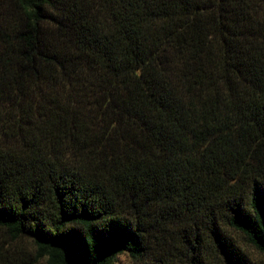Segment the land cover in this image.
Listing matches in <instances>:
<instances>
[{
	"label": "trees",
	"instance_id": "16d2710c",
	"mask_svg": "<svg viewBox=\"0 0 264 264\" xmlns=\"http://www.w3.org/2000/svg\"><path fill=\"white\" fill-rule=\"evenodd\" d=\"M264 0H0V264H264Z\"/></svg>",
	"mask_w": 264,
	"mask_h": 264
},
{
	"label": "rangeland",
	"instance_id": "374dc122",
	"mask_svg": "<svg viewBox=\"0 0 264 264\" xmlns=\"http://www.w3.org/2000/svg\"><path fill=\"white\" fill-rule=\"evenodd\" d=\"M248 250L250 252L249 254L252 256V258H254V260H256L257 262L258 261L264 262V259H262L261 256L257 252H255L251 249H248ZM115 264H131V261H130L129 257H127L126 255H120L117 257Z\"/></svg>",
	"mask_w": 264,
	"mask_h": 264
}]
</instances>
